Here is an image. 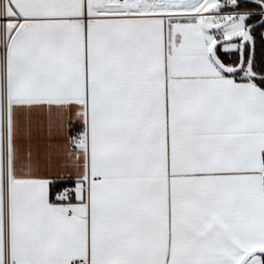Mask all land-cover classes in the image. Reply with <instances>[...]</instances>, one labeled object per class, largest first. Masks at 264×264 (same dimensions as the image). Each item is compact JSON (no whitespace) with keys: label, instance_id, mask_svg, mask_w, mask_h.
Masks as SVG:
<instances>
[{"label":"snow or ice","instance_id":"1","mask_svg":"<svg viewBox=\"0 0 264 264\" xmlns=\"http://www.w3.org/2000/svg\"><path fill=\"white\" fill-rule=\"evenodd\" d=\"M0 264H264V0H0Z\"/></svg>","mask_w":264,"mask_h":264}]
</instances>
